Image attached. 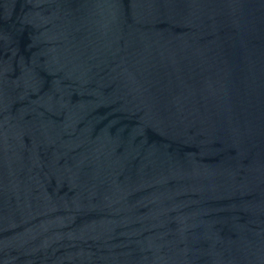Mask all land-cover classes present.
<instances>
[{
  "label": "water",
  "instance_id": "obj_1",
  "mask_svg": "<svg viewBox=\"0 0 264 264\" xmlns=\"http://www.w3.org/2000/svg\"><path fill=\"white\" fill-rule=\"evenodd\" d=\"M0 264H264V0H0Z\"/></svg>",
  "mask_w": 264,
  "mask_h": 264
}]
</instances>
